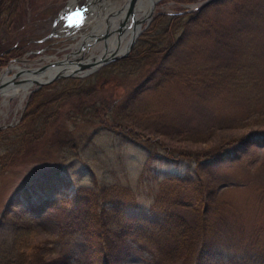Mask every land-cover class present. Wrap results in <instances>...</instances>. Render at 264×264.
Listing matches in <instances>:
<instances>
[{
  "label": "rangeland",
  "instance_id": "1",
  "mask_svg": "<svg viewBox=\"0 0 264 264\" xmlns=\"http://www.w3.org/2000/svg\"><path fill=\"white\" fill-rule=\"evenodd\" d=\"M70 1L0 0V59L7 65L0 66V78L16 74L10 83L22 84L33 70L46 66L49 57L61 62L75 55L72 48L81 38L62 36L60 22L54 23ZM106 1L115 3L118 11L131 9L127 0H97L103 15ZM186 1L157 0L152 12L140 20L137 38L132 44L129 41L130 47L117 61L64 73L43 86L33 82L23 108L17 97L7 104L0 97V219L8 204L30 185L50 175L63 177L53 193L57 205L34 216L21 252L46 259L63 254L59 222L70 211L64 208L65 202L70 207L82 187L98 191L117 184L127 188L135 196L128 214L145 219L162 193L170 200L180 192L186 194L176 188L170 195V186L168 193L162 192L165 178L188 175L204 185L208 199L179 195L184 204L169 210L193 231L206 213L220 253L209 264H248L241 261L245 254L257 255L254 264L264 261V142L259 139L264 136V65L253 70L254 82L241 80L233 90L221 85L215 88L218 92L209 91L206 83L199 85L194 79L195 68L207 59L209 81L213 52L228 55L225 48L217 52L212 46L213 26H226L231 12L247 0H217L207 6L208 0ZM199 10L195 22L184 21L185 17L172 20L180 13ZM92 25L85 31L92 30ZM164 36L170 44L180 36L184 42L167 55L153 54ZM255 41L264 59V33ZM148 48L152 51L145 57L142 53ZM9 66L14 67L12 72ZM37 102L41 106L30 112ZM248 136L254 139L242 151L245 146L237 139ZM229 140H234L233 145ZM234 155L238 158H230ZM102 206L108 212L112 209L107 202ZM107 223L117 243V264H150L160 247L174 254L171 264L192 263L191 255L187 258L182 245L163 228L146 225L141 232L149 237L138 242L126 230ZM0 235L4 239L12 234L1 226ZM84 254L69 264L88 263Z\"/></svg>",
  "mask_w": 264,
  "mask_h": 264
},
{
  "label": "trees",
  "instance_id": "2",
  "mask_svg": "<svg viewBox=\"0 0 264 264\" xmlns=\"http://www.w3.org/2000/svg\"><path fill=\"white\" fill-rule=\"evenodd\" d=\"M181 1L187 2L186 0ZM200 12L202 11L199 10L197 13L190 12L189 14L186 13V15L180 13L177 17H173L172 20L177 22L179 17H185L187 19L184 21L195 22V18ZM230 19L231 21L226 22V26L222 24L213 26V35L211 36L212 46L215 47L216 51L220 49L225 52V48L228 55L219 57L218 53L213 52V56L209 59L212 63L208 69V73L211 74L209 81L207 80L209 75L206 74L208 66L205 64V62H208L207 59L204 60V64L199 65V68H195V73L197 74L194 79L196 83L199 85L206 83L210 87L208 88L209 91H217L215 88L221 85L233 90V88L242 84L241 80L249 79L254 82L257 74H254L253 70L257 66L264 65V59L260 56L258 45H255L258 43L255 40L261 38L264 33V0H247V2L241 3L231 12ZM180 23L183 28L186 26L185 23L181 21ZM165 34L169 36L170 29ZM168 36L163 37L164 41L162 39L159 40L161 47L159 50L156 49L153 54H159L160 51L162 55L169 54L171 50H177L176 47H179V43L184 42L183 37L180 36L170 44ZM151 51L152 49L148 48L142 55L146 57ZM0 52L3 51L0 50ZM214 64H216L218 69L213 66ZM1 65L7 66L0 59ZM33 101V99L30 101V106H33ZM38 105L32 107L30 112L41 106L40 104ZM253 139L254 137L252 136L237 139L241 145L245 146L242 151L248 148L249 141H253ZM259 139L264 142V136ZM234 140H229L228 143L233 145ZM237 156H230V158H238ZM225 160L222 159L221 162ZM62 178L57 175H50L45 180H38L35 184L30 185L25 192L19 193L15 201L8 204L4 214L1 216L0 227L2 226L8 234L10 232L12 235L9 237L5 236L4 239L0 235V264H69V260L74 259V257L78 259L84 253V257L88 261L86 264H117L120 260L116 253L118 250L117 243L115 237L112 236V227H109L107 222H111L112 226L115 225L121 230H126L128 236L138 242H143L149 237L141 232L146 225L147 227H153V229L157 227L159 229L163 228L162 231L167 236L169 235L173 241L182 245L180 250L187 258H190L191 255V264H209L214 260V257L220 254L215 245L216 240L213 238L215 236L214 230L211 228V224L209 226L208 222H206V213H203L201 217L199 216L201 224L194 232L192 227L188 228L186 226L181 217L170 212L169 206L176 207L179 204H184V202L180 201L179 195L189 196L195 194L196 196L202 195L204 197L207 192L199 180L196 182L188 175L186 177L175 175V177L165 178L162 192L168 193L170 186L172 188V191H169L170 195L174 193L176 188L186 194H181L179 191L178 195L171 196V200H173L171 201L169 197H163L162 193V196H159L154 203L155 205L148 209V216L145 219H134L131 217L132 215L128 214L129 208L135 206V196L127 188L117 184L112 187H102L98 191L82 187L75 192L74 200H72L73 203L70 207H68L69 202H65L67 204L64 208L66 210L70 208V211L66 212L65 214L67 215L64 220L59 222V240L63 246V254L51 259H46L43 255L28 256L27 252H21L23 247L22 240L25 239L23 236H28L32 232L34 216H38L46 212L48 208L57 205L53 193L59 184L57 181ZM41 195L45 197L41 198ZM104 202L112 206L109 212L102 206ZM206 202L204 209L207 208L211 200ZM151 218H155V220ZM195 244H198V250L195 248ZM162 248L158 249L155 254V260L150 264H164L165 262L171 264L170 259L175 257L174 254L172 252L167 253L168 251L165 249L161 250ZM36 249L40 248L37 247ZM256 257L257 255L251 257L245 254L241 261L254 264V261H258ZM260 262L264 264V261Z\"/></svg>",
  "mask_w": 264,
  "mask_h": 264
},
{
  "label": "bare ground",
  "instance_id": "3",
  "mask_svg": "<svg viewBox=\"0 0 264 264\" xmlns=\"http://www.w3.org/2000/svg\"><path fill=\"white\" fill-rule=\"evenodd\" d=\"M91 3L92 8L97 12L98 6H96L95 0L91 2V0H88ZM130 1V10H121L118 11V6L113 3V7L110 10V15L105 16L106 22H102V26H108V29H110L111 34L110 36L113 37L108 40H106L101 45H95L90 52V56H85L82 61H89L90 66L97 64L99 61H103L106 57V55H114V54H122L124 50L128 48V43L130 40L135 39L137 33L139 32V23L140 20L146 16H148L150 12H152V9L154 5L156 4L157 0H127ZM91 9V11L93 10ZM139 11L138 13H141L142 16H139L138 14H135V12ZM127 12L129 14H127ZM94 15V11L92 12ZM112 16V17H110ZM126 16L129 18L126 20V22H122L125 20ZM122 22V23H121ZM116 27V29H115ZM119 32L120 37L113 36V31ZM132 37L129 35L132 34ZM117 34V33H116ZM115 34V35H116ZM121 36H124L121 38ZM116 37V38H115ZM119 39H121L119 41ZM125 39V40H124ZM124 40V41H123ZM123 41V43H122ZM78 49V48H75ZM79 52H81V49ZM79 52H73L75 55H70L64 61L57 62L54 61V58L49 57L48 64L44 66L43 68H37L33 70L28 76L24 77L22 84H16L10 83V78H8L5 75H1L0 78V97L1 102L6 103L9 102V100L13 97H17L20 99L19 101V108H23V100L24 98L29 95L28 93L30 90L34 87L33 82H41L46 79H51L55 74H64V73H71L74 72L71 65L69 64L72 61H75L76 59L81 60L79 57ZM95 52V53H94ZM100 53V54H99ZM93 56V57H92ZM95 62V63H94ZM70 65V66H69ZM14 67H12V70ZM8 69L12 72L10 66ZM7 69V70H8ZM15 81V80H14ZM30 96V95H29ZM27 99V98H26Z\"/></svg>",
  "mask_w": 264,
  "mask_h": 264
},
{
  "label": "water",
  "instance_id": "4",
  "mask_svg": "<svg viewBox=\"0 0 264 264\" xmlns=\"http://www.w3.org/2000/svg\"><path fill=\"white\" fill-rule=\"evenodd\" d=\"M217 0H208L207 2H206V4H204V6H207V5H209V3H215ZM138 34V33H137ZM106 35V34H105ZM104 35V36H105ZM121 35V34H120ZM119 35V36H120ZM138 36V35H137ZM137 36H136V38H137ZM122 37H124V36H121V38ZM135 38V39H136ZM107 40V39H106ZM121 39H119V41H120ZM133 40L134 39H132V40H130V44H132V42H133ZM130 44L128 45V48L130 47ZM122 58V56H120V54L118 55V54H114V55H110V54H108V55H106V57H105V59L103 60V61H99V62H97V64H99L100 66L101 65H104V64H106V62H109V61H117V59H119V58ZM95 63V62H94ZM70 65V67H72L73 68V70H75V71H78V70H82V69H85V67H87V66H90V63H89V61H82V60H79V59H76L75 61H72V62H70L69 63ZM74 73V72H73ZM16 76V74H13V76L10 78V79H12L13 77H15ZM61 76H63V74H55L51 79H47V80H44V81H41V82H38V83H40V85H44V84H50V82L52 81V80H54V77L55 78H60Z\"/></svg>",
  "mask_w": 264,
  "mask_h": 264
}]
</instances>
